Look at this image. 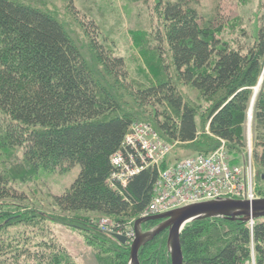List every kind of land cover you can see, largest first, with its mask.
Listing matches in <instances>:
<instances>
[{
    "label": "trees",
    "instance_id": "obj_1",
    "mask_svg": "<svg viewBox=\"0 0 264 264\" xmlns=\"http://www.w3.org/2000/svg\"><path fill=\"white\" fill-rule=\"evenodd\" d=\"M199 5V0H157L155 41L161 57L163 45L167 47L174 74L163 67L165 78L134 87L124 60L95 39L91 52L96 67L54 16L17 0H0V146L22 148L35 170L79 167L72 184L52 197L59 212L112 217L114 229L121 230L146 208L156 167L139 170L125 187L108 182L110 157L139 119H148L141 122L154 127L165 143L187 145L195 154L207 155L223 142L229 163L240 165L248 155L244 127L250 110L251 160L264 170V25L242 52L218 36L216 10L203 13ZM173 77L196 94L194 104L178 91ZM202 101L207 106L200 112L199 133L196 117ZM127 155L131 153L123 150L128 160ZM132 156L139 165L137 155ZM175 161L163 160L160 168ZM8 183L0 172V201L23 199ZM10 214V209L0 210V219ZM38 217L29 211L15 222ZM157 223L147 221L141 228ZM92 240L106 254L102 264H125L128 245L106 233L95 232ZM180 244L183 264H264V218L252 225L227 218L195 220L182 229ZM57 251L49 264H68ZM138 259L140 264H170L166 231L142 246Z\"/></svg>",
    "mask_w": 264,
    "mask_h": 264
},
{
    "label": "rangeland",
    "instance_id": "obj_2",
    "mask_svg": "<svg viewBox=\"0 0 264 264\" xmlns=\"http://www.w3.org/2000/svg\"><path fill=\"white\" fill-rule=\"evenodd\" d=\"M17 1L54 16L91 65L98 66L91 52V42L94 39L110 55L121 57L128 71L129 81L134 87H144L165 78L163 67L170 69L172 76L174 74L167 47L163 45L165 55L161 57L155 41L160 27L156 12L157 0H72L71 3L68 0ZM199 1L200 12L211 13L213 9L216 10L217 34L233 49L245 52L255 40L259 28L264 25V0ZM173 82L178 91L193 104L198 100L196 94L178 84L175 77ZM255 87L252 98L257 92ZM198 103L202 105L196 117L200 133V112L207 104L203 101ZM3 118L0 114V119ZM152 129L157 134L154 127ZM244 137L245 151L250 150L252 157L253 142L249 121L244 127ZM168 145L162 159L167 163L196 153L187 145ZM252 161L255 192L258 197H264V170L256 167L253 158ZM64 169L57 167L35 170L24 160L22 148L0 146V172L8 179V186L14 194L23 198H6L0 201V210H11L10 217L0 219V264H49L51 254H56L57 250L58 256L68 264H102L100 258L106 254L94 246L93 234L97 232L111 236V232H106L107 229L103 227L105 225L108 228L109 223L115 219L94 213H62L54 208L51 205L52 197L68 188L79 172L77 165L67 171ZM258 190L262 191L261 195ZM29 211L38 214L40 218L31 223L15 222L20 219V213ZM129 242L130 239L125 244L129 246ZM129 262L128 254L125 264Z\"/></svg>",
    "mask_w": 264,
    "mask_h": 264
},
{
    "label": "built area",
    "instance_id": "obj_3",
    "mask_svg": "<svg viewBox=\"0 0 264 264\" xmlns=\"http://www.w3.org/2000/svg\"><path fill=\"white\" fill-rule=\"evenodd\" d=\"M168 147L148 123L136 121L125 134L121 149L110 157L113 171L108 182L111 185L119 183L125 187L139 170L149 166L157 169L152 197L139 216L146 217L204 200L232 198L251 201L257 198L249 154L242 165L230 164L222 143L207 155L197 154L161 169L159 164ZM123 150L131 153L127 155L128 160L124 158ZM132 154L137 155L139 165ZM103 228L107 229L106 232L123 234L130 240L133 237L132 221L121 230L114 229V222Z\"/></svg>",
    "mask_w": 264,
    "mask_h": 264
},
{
    "label": "water",
    "instance_id": "obj_4",
    "mask_svg": "<svg viewBox=\"0 0 264 264\" xmlns=\"http://www.w3.org/2000/svg\"><path fill=\"white\" fill-rule=\"evenodd\" d=\"M258 85L255 87L257 90ZM253 100V98H252ZM251 111L249 110V120ZM209 218H227L241 222H251L264 218V197L251 201L218 198L197 203H191L160 214L137 218L133 222L134 237L129 244V264H140L139 249L150 242L157 234L166 231V249L170 264H183V255L180 244V233L184 226L195 220ZM158 221L149 230L142 231L141 225L147 221ZM120 244H125L123 235L112 233Z\"/></svg>",
    "mask_w": 264,
    "mask_h": 264
}]
</instances>
